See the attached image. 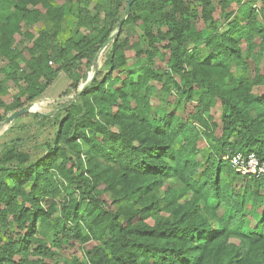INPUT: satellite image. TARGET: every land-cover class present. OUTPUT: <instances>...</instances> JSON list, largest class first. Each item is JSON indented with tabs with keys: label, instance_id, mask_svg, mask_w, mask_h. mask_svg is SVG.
Listing matches in <instances>:
<instances>
[{
	"label": "trees",
	"instance_id": "trees-1",
	"mask_svg": "<svg viewBox=\"0 0 264 264\" xmlns=\"http://www.w3.org/2000/svg\"><path fill=\"white\" fill-rule=\"evenodd\" d=\"M198 1L211 30L197 29L185 0H134L123 25L141 28L149 48L135 55L144 54L147 63L138 58L127 65L124 53L115 55L126 44L120 29L109 44L113 56L108 71L103 78L97 71L89 86L62 107L64 115L47 153L32 161L27 154L5 152L2 161L19 166H0V224L11 216L17 232L0 238V264H47L45 258L57 256L44 247L41 237L49 232L66 243L99 240L82 261L73 258L71 264H264V174L241 175L227 158L241 151L264 161V91H254L264 87V69L256 67L251 42L255 34L264 43V6L218 0L227 22L221 31L212 24L211 0ZM126 2L100 0L104 17L95 22L92 38L75 29L59 46L49 45L46 34H29L31 46L17 52L10 49V36L2 41L0 57L16 70L17 58L25 62L21 79L26 86L20 85L8 103L0 99L1 109L26 106L60 71L73 76L81 65L93 66ZM232 4L243 21L227 11ZM3 9L9 22L45 18L56 25L68 12L46 0H0ZM81 24L91 26L78 16L76 25ZM162 42L166 44L160 47ZM203 49L207 56L199 63ZM68 56L56 68L49 65ZM165 57L167 68H155V58ZM249 59L256 64L253 76L231 72V66L248 69ZM12 77L16 80L15 72ZM150 81L191 100L196 108L191 119L163 110L152 115ZM73 86L77 89V80ZM4 89L0 81V92ZM216 102L221 107L219 123L210 114ZM2 115L0 111V120ZM80 138L89 152L86 159L81 158ZM98 158L116 169L100 167ZM169 179L177 180L180 188L168 186L154 195ZM61 192L65 200L58 209L54 203L42 205ZM105 192L123 204L111 209L100 198Z\"/></svg>",
	"mask_w": 264,
	"mask_h": 264
},
{
	"label": "rangeland",
	"instance_id": "rangeland-1",
	"mask_svg": "<svg viewBox=\"0 0 264 264\" xmlns=\"http://www.w3.org/2000/svg\"><path fill=\"white\" fill-rule=\"evenodd\" d=\"M53 6H63L68 9L66 15L62 17L59 21V24L53 23L49 19L41 18L39 20L33 21H18V22H9L6 16H8V11L3 9L0 10V43L10 36L11 46L14 52L21 50L25 47L31 46L32 37H29V34L33 37L40 36L41 34H46L47 43L49 45H59L63 46L66 39L72 35L75 29H78L81 35L92 38L96 35V30L94 26L95 22L100 21L104 17V10L98 9V4L100 0H46ZM189 6V10L192 16V22L195 24L197 29H208L211 30L212 25L209 22H206L202 19L201 15V4L198 0H185ZM213 5V26L218 28L221 31H224L227 28V22L224 21L221 14V9L218 4V0H211ZM244 3L254 4L257 7L262 8L264 6L263 0H243ZM126 4V3H125ZM125 7V5H124ZM29 8H33L29 6ZM37 8L41 11L40 5H37ZM123 8V7H122ZM122 8L120 13H122ZM124 9V8H123ZM228 12H232L233 18L238 20H244V18L237 11L235 4H232L228 9ZM88 12V13H87ZM121 15V14H120ZM78 16L81 17L83 22L91 23V26L81 24L77 27L76 22ZM7 20V21H6ZM99 24V23H98ZM155 31V30H154ZM120 40L125 41V47L117 52L120 54L124 53L128 62L127 65H132L139 58L141 61L146 64L147 60L145 55H135V52L138 50H148V40L143 34L141 28L133 26L131 24L123 25L121 27ZM251 42L254 44L253 51L257 54V65L254 64V60L249 59V68L248 69H239L238 67L231 66V72L236 74H242L245 76H253L254 67L259 66L262 70L264 69V43L262 44V38L259 35H253ZM166 42H162L160 47H162ZM244 46V42L241 43ZM162 52L167 53V50L160 49ZM72 56V55H71ZM71 56L63 58L59 63H56L54 60L49 62V65L52 68H56L61 62L69 60ZM110 56H113L110 46L108 45L100 54L97 59L98 67V77L103 78L105 73L108 71V61ZM207 56L206 51L203 49L199 53V63H202V59ZM247 56V54H246ZM248 58V57H247ZM16 64L19 66L17 70L13 65L9 64V61L5 58L0 57V69H4L6 73L0 71V81L3 82L4 90H2L0 99L8 103L11 100V97L19 89V86L25 87L26 84L21 79V75L26 71L25 62L22 59L17 58L15 60ZM213 66L216 65V62H212ZM155 68H167L166 66V57L164 60L155 58L154 63ZM214 69V67L212 68ZM16 70V71H15ZM94 67L91 66L86 68L84 65H81L78 69L73 71V76L66 74L64 71H60L52 80V82L45 87L43 92L33 99L31 102L26 105L38 104L39 109L37 111H31L25 113L14 120L4 123L0 126V166L5 163L6 165H18L16 162H3L4 154L8 150H13L14 152L27 154L30 160H36L47 153L48 148L52 146L54 132L57 129L58 121L64 115L63 106L75 96L78 87L84 83L89 75L92 74ZM15 72L16 80H13V73ZM118 71H115L114 74L117 75ZM6 74L9 76L6 77ZM11 76V77H10ZM77 80V89L74 88V82ZM43 82V81H42ZM119 83L115 84V87ZM149 84L153 86V93L151 96L152 102V115H156L159 110L166 112H173L180 117L181 120L191 119V115L196 111V108L192 105L191 100H186L183 95L178 96L174 92H164L161 90L159 83L155 81H150ZM184 88V85H182ZM255 93L263 92L264 87L254 88ZM23 99L25 98L22 97ZM0 107L1 113H3L0 121L5 120L7 116L12 114L15 111L4 112ZM210 114L212 115L214 121L219 123L221 116V107L219 102H216L210 109ZM44 115V117H41ZM113 129V128H112ZM2 130V131H1ZM98 133L96 132V135ZM81 142V158L86 159L89 155L86 144ZM203 141L199 142L200 146H203ZM88 154V155H87ZM28 163V162H27ZM25 163V164H27ZM98 165L100 167H109L111 169H116V167L110 162L104 161L102 158H98ZM231 177H229L230 179ZM9 183V182H8ZM237 183V182H235ZM242 185V183H240ZM170 186L174 190L180 188V184L175 179L165 180L164 184L158 190L153 191L154 195H159L166 187ZM26 188H29V185H26ZM67 194V192H66ZM77 194V192H76ZM188 197V196H187ZM101 199L106 201V204L111 209L115 210L118 206L122 205V201L112 193L105 192L100 196ZM65 200V193L61 192L56 194L53 197H48L42 201V205L45 206L50 203H54L56 208ZM117 200V201H116ZM86 201L80 202L81 208H84ZM1 206V205H0ZM158 215H166L163 212H160ZM54 216V215H53ZM9 222L5 225L0 224V238L6 240L9 237H15L16 227L9 216ZM147 222L152 223V218H148ZM253 223V222H252ZM39 224V229H40ZM39 233V232H38ZM41 237V236H40ZM43 243L45 244L47 253L54 250L56 253V258H45L47 264H71V259L77 258L83 260L84 252L86 250H91L93 246L99 245L100 242L96 238H90L85 242H75L69 241L66 243L61 239L60 236L53 235V232H49L48 236L41 237ZM59 242L58 246H55V243ZM40 244V243H39ZM51 249V250H50Z\"/></svg>",
	"mask_w": 264,
	"mask_h": 264
},
{
	"label": "water",
	"instance_id": "water-1",
	"mask_svg": "<svg viewBox=\"0 0 264 264\" xmlns=\"http://www.w3.org/2000/svg\"><path fill=\"white\" fill-rule=\"evenodd\" d=\"M134 0H127L126 4H125V7L120 15V18L118 20V23H117V26L116 28L110 33V35L106 38V40L103 42V44L100 46V48L98 49V52L97 54L95 55L94 57V60H93V67H94V70L92 72L91 75H89L86 79V81L84 83H82L78 89H77V92L75 94L74 97L71 98V100L69 102H72L74 101L88 86L89 84L91 83V81L93 80V78L95 77L97 71H98V67H97V58H98V54L100 52H102L110 43L111 41L114 39V37L120 32V29L123 25V22L125 21L126 17L128 16L129 12H130V7H131V4L133 3ZM30 105H26L22 108H20L19 110L13 112L12 114H10L9 116H7L5 118V120L3 121H0V126L4 123H7V122H10L12 120H14L15 118L25 114V113H28V112H31L32 110L30 109Z\"/></svg>",
	"mask_w": 264,
	"mask_h": 264
},
{
	"label": "built area",
	"instance_id": "built-area-1",
	"mask_svg": "<svg viewBox=\"0 0 264 264\" xmlns=\"http://www.w3.org/2000/svg\"><path fill=\"white\" fill-rule=\"evenodd\" d=\"M227 158L230 160L231 165L241 175L249 174L258 177L264 174V161L258 160L253 153L245 154L241 151H237L227 156Z\"/></svg>",
	"mask_w": 264,
	"mask_h": 264
},
{
	"label": "bare ground",
	"instance_id": "bare-ground-1",
	"mask_svg": "<svg viewBox=\"0 0 264 264\" xmlns=\"http://www.w3.org/2000/svg\"><path fill=\"white\" fill-rule=\"evenodd\" d=\"M100 54H101V52L98 54V58H99ZM98 58H97V59H98ZM30 109H31L32 111H37V110L39 109V105H38V104H34V105H32V106L30 107ZM1 131H2V130H1Z\"/></svg>",
	"mask_w": 264,
	"mask_h": 264
}]
</instances>
